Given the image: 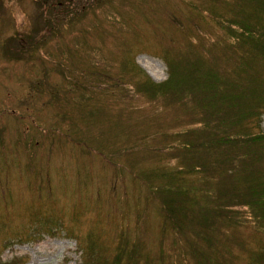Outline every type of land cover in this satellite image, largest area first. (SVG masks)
I'll list each match as a JSON object with an SVG mask.
<instances>
[{
  "label": "rangeland",
  "instance_id": "rangeland-1",
  "mask_svg": "<svg viewBox=\"0 0 264 264\" xmlns=\"http://www.w3.org/2000/svg\"><path fill=\"white\" fill-rule=\"evenodd\" d=\"M229 1L0 0L1 262L110 264L124 247L130 264H196L138 175L174 164L168 149L197 124L196 109L138 83L166 79L171 57L205 55L235 77L239 56L262 61L261 33L226 38L214 21L239 2L252 8ZM256 111L241 124L264 130V101ZM197 246L219 264H264L252 258L264 231L249 224Z\"/></svg>",
  "mask_w": 264,
  "mask_h": 264
},
{
  "label": "trees",
  "instance_id": "trees-1",
  "mask_svg": "<svg viewBox=\"0 0 264 264\" xmlns=\"http://www.w3.org/2000/svg\"><path fill=\"white\" fill-rule=\"evenodd\" d=\"M248 2H252L250 11L243 8V2L228 6L230 14L210 11L215 12L213 19L226 38L261 33L263 40L253 39L258 42L253 47L264 56V23L260 21L264 1ZM239 8L244 15L236 13ZM217 42L216 37L213 44ZM204 56H186L183 61L167 58L166 79L138 83L149 98L191 99L196 109L192 123H197L176 133L178 142L168 149L174 164L142 169L138 175L145 182L147 198L157 201L163 229L173 231L180 242L186 241L196 264H219L210 260L197 241L211 248L214 241H221L239 225L249 224L254 232L264 231V130L253 131L249 124H241L257 116L256 107L264 101V57L251 61L246 55L239 56L235 67L242 75L235 77L205 64ZM249 71L261 73L262 78ZM256 93L259 97L254 103L251 98ZM94 242L86 249L80 243L81 252L92 250ZM214 248L220 252L217 244ZM117 250L110 264H130L131 250ZM252 255L260 260L264 247Z\"/></svg>",
  "mask_w": 264,
  "mask_h": 264
}]
</instances>
